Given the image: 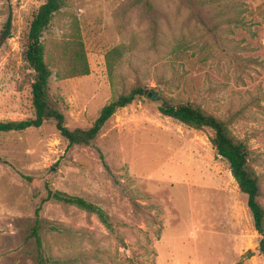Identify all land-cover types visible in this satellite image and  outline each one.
I'll list each match as a JSON object with an SVG mask.
<instances>
[{"label":"rangeland","instance_id":"374dc122","mask_svg":"<svg viewBox=\"0 0 264 264\" xmlns=\"http://www.w3.org/2000/svg\"><path fill=\"white\" fill-rule=\"evenodd\" d=\"M199 1L64 0L42 34L48 94L69 129L88 128L134 85L199 106L245 141L264 207V0H234L240 23L228 26ZM42 2L0 0V30L12 18L0 45V121L32 114L23 50ZM73 30L88 73L58 79L59 44ZM157 106L141 98L119 109L87 146L67 147L50 121L0 133V264H37V207L43 264H264L246 196L210 133ZM45 186L95 204L112 229L45 200Z\"/></svg>","mask_w":264,"mask_h":264},{"label":"trees","instance_id":"16d2710c","mask_svg":"<svg viewBox=\"0 0 264 264\" xmlns=\"http://www.w3.org/2000/svg\"><path fill=\"white\" fill-rule=\"evenodd\" d=\"M63 3L64 0H43L32 16L23 50L24 61L32 72L29 84L32 114L30 117L21 120L0 121V133L22 132L29 128H38L44 122L50 121L54 124L59 136L66 141L67 147L87 146L96 138L108 119L119 109L141 98L158 99L157 110L161 115L191 129L210 133L208 141L211 147L217 155L228 163L230 174L239 192L246 196V205L251 214L253 228L261 236L259 251L264 256V207L259 201L261 195L259 179L249 165V153L245 141L233 135L224 120L209 114L192 103L159 96L154 88L134 85L103 105L98 116L88 128L69 129L66 127L63 114L56 108L48 94L51 70L45 59L46 50L42 40L43 32L48 28ZM199 3L214 17L222 19V24L226 26L240 23L237 17L238 5L234 0H200ZM11 22V12H8L0 30V45L10 35ZM75 31L73 30L68 41L59 44L61 60L56 70L58 79L73 78L88 73L85 52L78 36H74ZM118 51V48H115L106 56L109 71L112 70L109 60ZM98 154L101 163L106 167L102 154L99 151ZM24 179H28V177H24ZM45 187V200L53 199L94 214L107 229H112L108 215L95 204L81 197L68 195L60 191H52L47 186ZM38 210L39 207L35 209L36 218L29 237L33 238L36 246L37 264H43V258L41 257L42 244L38 233Z\"/></svg>","mask_w":264,"mask_h":264}]
</instances>
